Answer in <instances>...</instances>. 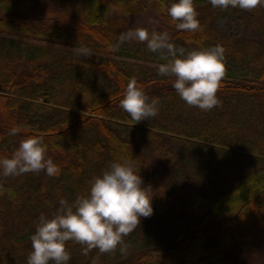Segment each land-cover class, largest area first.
I'll use <instances>...</instances> for the list:
<instances>
[{
    "label": "trees",
    "instance_id": "trees-1",
    "mask_svg": "<svg viewBox=\"0 0 264 264\" xmlns=\"http://www.w3.org/2000/svg\"><path fill=\"white\" fill-rule=\"evenodd\" d=\"M172 2L0 0V158L38 136L59 168L0 175V264H27L40 215L124 160L153 214L110 252L67 241L68 264H264V4L193 0L192 32L167 14ZM149 12L159 24L147 30L168 32L177 48H225L218 106L188 105L175 76L159 74L171 57L120 42L129 19ZM131 78L158 99L156 116L135 122L120 106Z\"/></svg>",
    "mask_w": 264,
    "mask_h": 264
},
{
    "label": "clouds",
    "instance_id": "clouds-1",
    "mask_svg": "<svg viewBox=\"0 0 264 264\" xmlns=\"http://www.w3.org/2000/svg\"><path fill=\"white\" fill-rule=\"evenodd\" d=\"M211 4L214 8L231 6L247 10L264 4V0H211ZM161 7L164 8L163 0ZM166 11L173 21H178V29L195 32L200 28L193 0H173ZM130 39L146 42L151 52L172 58L159 66V74L175 76L173 87L188 105L207 111L220 104L217 92L226 75L222 45L185 50L170 42L168 32H149L144 28L120 36L121 43ZM157 105L158 99L149 102L135 78L129 80L120 106L133 121L156 116ZM18 130L14 127L10 134L16 135ZM40 170H46L49 176L59 172L53 160L46 158V145L38 136L21 140L11 157L0 158V175L4 177ZM151 199L131 160L113 162L102 175L93 178L87 194L71 203L62 198L56 214L40 215L31 236L32 251L27 264H68L71 253L66 242L69 240L86 245L85 252L91 248L101 252L114 250L140 224L142 217L153 214Z\"/></svg>",
    "mask_w": 264,
    "mask_h": 264
},
{
    "label": "rangeland",
    "instance_id": "rangeland-1",
    "mask_svg": "<svg viewBox=\"0 0 264 264\" xmlns=\"http://www.w3.org/2000/svg\"><path fill=\"white\" fill-rule=\"evenodd\" d=\"M129 20L132 32L139 28H154L159 24L158 19L156 15L153 14V12H149L147 15L144 16L131 17Z\"/></svg>",
    "mask_w": 264,
    "mask_h": 264
}]
</instances>
